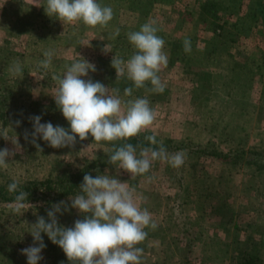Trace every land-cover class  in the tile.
Listing matches in <instances>:
<instances>
[{"label": "rangeland", "instance_id": "1", "mask_svg": "<svg viewBox=\"0 0 264 264\" xmlns=\"http://www.w3.org/2000/svg\"><path fill=\"white\" fill-rule=\"evenodd\" d=\"M192 1L157 0L145 15H140L141 11H136V1L97 0L102 7L112 8L113 19L106 27L92 28L82 21L63 24L56 17H49L45 11L47 0H0V150L7 149L10 153L6 157L7 167L0 168V191L8 193L0 197V264H27V257L21 250L33 245L32 225L44 215V203L28 198L23 202L21 213H15L13 208L18 194L8 192V185L15 181L18 190L26 182L75 174L119 141L96 142L89 134V138L83 141L77 136L72 147L56 149L37 137L36 143L42 149V152L38 151L32 143L33 117L40 116L41 123L51 122L53 126L70 130L54 99L58 84L53 76L62 78L67 67L84 59L95 65L96 71H89L88 76L81 79L91 78L93 82H101L109 88L110 94L119 89L122 110L126 112V102L138 98L136 88L134 82L128 79L122 88H118L127 73L117 77L111 63L113 57L122 58L125 62L130 59L137 49L129 41L128 34L139 31L143 24L150 21H155V27L159 29L157 35H162L165 42L179 41L184 44L185 39H190L193 43H200L210 32L196 17L197 9ZM216 2L220 17L227 18L229 23L243 24L246 19L257 17L247 37L238 38L232 45L240 52H234L230 58L225 56L221 64L224 74L240 77L244 56L251 58L248 64L251 68L254 66L250 64L253 58L257 57L259 62L264 56V23L261 21L264 1L239 0L236 4L238 8L234 7L236 11L230 17L227 14L228 0ZM29 6L34 9L29 10ZM117 29L119 35H115ZM49 50L54 53L52 63L48 69H43L40 61L45 59L44 53ZM163 51L167 54L165 46ZM16 63L22 68V76L13 75L10 71ZM182 71L178 63H168L158 73L167 92L161 97L159 95V100L149 102L156 118L145 131L158 136V142L171 145L182 143L181 149L172 145L167 154L183 153L184 164L174 168L168 161L157 159L151 162L147 173L133 177L118 163L104 168L101 175H108L129 189H135V202L141 209H147L156 223L154 230L145 228L148 235L138 247L159 245L164 250L166 264H181L184 255L188 264H226L223 248L210 243L211 237L215 235L218 240L228 236L230 240L233 234L223 233L226 229L229 231L227 226L223 231L218 229L219 218L223 222L232 218L239 226V236H244L250 227L264 229V171L256 174L253 168L246 165L255 156L253 152L245 153L244 159L238 163L223 158L224 153L231 150V141L223 132L213 129L214 116L205 113L191 99L190 94L201 95L202 88L198 90V86H194L191 92L193 85L190 79L193 75L191 71L188 74ZM246 84L248 93L241 103L253 115L250 114V120L246 121L249 126L244 147L257 152L264 150V105L259 96L258 81L249 79ZM126 88L134 91L131 96L124 95ZM235 100L238 99L235 97L233 102ZM151 103H154L153 106ZM205 148L208 152L213 149L217 155L202 153ZM140 152L136 150L138 158ZM148 177L153 179L150 181ZM80 191L77 189L45 207L48 212L54 205L65 202L68 210L64 211L62 206V214H56L58 225L73 227L76 220L84 218L77 209L71 208L70 198L81 194ZM219 192L224 198L225 208L218 218L212 214L210 205ZM44 216L48 217L47 214ZM63 220L65 222L62 223ZM177 228L182 231L177 232ZM217 230L219 232L215 234ZM192 231L195 236L200 235L194 245L187 248L179 244L182 238L185 239L184 235L190 236ZM42 236L47 237L44 233ZM203 237L206 240H202ZM143 249L141 264H147L156 255H150L146 248ZM41 255L43 259L39 264H50L45 248ZM62 264L71 262L66 257Z\"/></svg>", "mask_w": 264, "mask_h": 264}, {"label": "clouds", "instance_id": "2", "mask_svg": "<svg viewBox=\"0 0 264 264\" xmlns=\"http://www.w3.org/2000/svg\"><path fill=\"white\" fill-rule=\"evenodd\" d=\"M46 14L56 17L63 24L83 22L86 26L95 28L106 27L113 19L110 6H101L97 0H47ZM159 29L155 21L141 26L139 31L128 34V39L137 51L126 62L119 57H113L112 66L117 77L127 73V78L134 82L137 89L162 94L165 85L158 73L168 65V55L163 51L165 41L157 35ZM115 35H119V29ZM94 39V38H93ZM185 53L191 52L190 39L184 40ZM106 48V47H105ZM52 50L44 53L45 59L40 61V67L48 69L52 63ZM13 75L22 76V68L16 63L12 69ZM89 71L95 72V65L84 59L73 62L67 67L63 77L53 76L57 82L55 102L68 121L70 130L61 126H53L51 122L41 123V117L32 118L34 131L32 143L42 152L36 138L40 137L52 148L72 147L77 136L81 141L91 134L96 142L128 140L148 129L156 118L155 111L149 106L146 98H137L126 102V112L122 110V100L119 89L110 94L109 88L91 78L84 80ZM132 88L124 90L125 96H131ZM19 123V122H17ZM146 139L153 145L157 144L154 135ZM158 150L144 148L140 157L131 143H125L114 150L109 157V163L119 162V167L135 177L150 170L151 162L157 159L168 161L172 167L179 168L184 164V154L176 153L169 156L163 142H159ZM150 154V156H149ZM10 155L7 149L0 150V168H6V157ZM151 181L153 178L148 177ZM17 182L8 185V192H16ZM80 193L71 200V208L77 209L83 219L76 220L73 227L58 225L57 213L62 214L68 208L65 202L53 206L47 212L50 222L44 217H38L32 225L31 235L33 245L21 250L27 257V264H39L43 259L42 250L46 247L41 233L48 236L53 244H57L65 253L71 264H141L143 249L138 247L147 237L145 228H157L147 209H141L134 199L135 189H129L124 183L108 175H98L93 178L85 175L80 185ZM28 193L20 191L15 197L13 211L21 213Z\"/></svg>", "mask_w": 264, "mask_h": 264}, {"label": "trees", "instance_id": "3", "mask_svg": "<svg viewBox=\"0 0 264 264\" xmlns=\"http://www.w3.org/2000/svg\"><path fill=\"white\" fill-rule=\"evenodd\" d=\"M133 1H136V5L134 4L136 11H141L140 15H145L149 7H152L157 0H128V2ZM193 2L197 9L196 17L203 22L204 29H207V32H210V35L207 36V38H203L200 43L191 42L192 50L190 53H185L184 44L179 41L165 42L164 46L166 47L169 58L168 63H178L183 70V73L188 74V72L191 71L190 73L193 75L190 79L193 85L191 92H193L194 86H198L197 89L202 88L201 95H194V93H191L190 97L205 113L207 112L214 116L215 124L213 129H218L219 132H223L224 135L227 136V139L231 141V150L224 153L223 158H226L227 161H232V163H238L244 159L243 156L245 153L253 152L255 156H252L253 159H251L250 162H247L246 165L253 168V171L258 174L259 172L264 171V150L255 152L252 149L247 150L244 147L248 139L247 132L249 125L246 124V121L250 120L249 116L251 113H248L247 108L241 102L242 98H245L246 93H248L246 83L249 82V79H256L260 85L259 96L263 100L262 104L264 105V56L260 57L259 62L257 57L253 58L250 62L251 65H254L252 68L251 66H248L251 58L249 59L247 56H244L242 60L244 62V68L240 77L227 76V74L223 73L221 68L225 56L230 58L233 57L234 52H240L235 48H232V45L238 40V38L247 37L249 34L248 31L250 32L251 30V24L257 20V17L248 18L243 24H238L234 21L229 23L227 22V18L220 17V10L216 0H193L192 3ZM238 2L239 0H228V16L236 11L234 10V7L236 4H239ZM237 8L238 6H236V9ZM262 18L261 21L264 23V14ZM248 21L251 23H247ZM159 37L162 38V35ZM127 79V76H123L118 88H122ZM128 80L131 81L130 79ZM147 84L146 88H136V97L148 98L149 102L159 100L162 95L148 91L147 89L151 88V85L148 82ZM132 92L134 91L132 90ZM166 92L167 91H164L162 94L164 95ZM235 97L238 100L233 102V98ZM153 104L154 103H151V106H153ZM152 135L154 134L150 131L144 130L136 137L129 138L128 140H119L104 154L96 156L95 159H91L77 173L62 176L59 177V179H43L40 181L26 182L14 193L19 194L20 191H25L28 193L27 198L29 200H39L44 203L43 213L45 215L47 214L45 207H48L54 201H58L69 194H73L77 189H80V185L83 183V178L86 174L95 178L96 176L101 175L104 168H110L118 164L119 162L110 164L108 162L109 157L113 154L115 149L122 147L125 143H131L136 150L142 151L144 148L158 150L160 147L158 136L154 135L157 140L156 145L151 144L146 139L147 136ZM172 145L176 149H181V147H183L182 143H175V145ZM172 145L163 143L166 151L172 149ZM195 152H197V150ZM202 153L214 156L217 155L216 151L212 149V151L208 152L207 148L203 149ZM261 176L262 173L260 174V177ZM6 194H8L7 191H0V197H5ZM210 206L212 214L219 218L222 210L225 208L224 198L221 197L220 192L219 194H215V198ZM44 215L43 217L45 218V221L50 222L49 218ZM63 222H65V220H63L62 223ZM226 226L230 232L227 231V229L226 231H223ZM218 227V229L222 230L225 235H228L231 232L233 233L230 240H228V236L226 239L217 240L215 235H213L210 240V243H213L216 247L223 248L226 264H264V229L256 230L250 227V230L246 231L244 236H239L237 233L239 226L236 225L232 218L229 219V222H223L219 218ZM176 230L177 232L182 231L178 228ZM219 230H217L215 234H217ZM42 234L43 233H41V236ZM184 236L185 239H181L180 235L179 238L181 240L179 241V244L185 245L187 248L194 245L195 240L200 237V235L195 236L194 231H192L190 236ZM42 237L44 238V236ZM204 238L205 237H203L202 240H206V238ZM43 242L46 244L45 253L48 254L47 257L50 264H62L66 259L63 250L57 244H53L48 236L44 238ZM141 248H146L150 255H156L155 258L147 264H166L164 250H161L159 245L156 247H146L145 245ZM188 262L187 256L185 260L184 255V260L181 264H188Z\"/></svg>", "mask_w": 264, "mask_h": 264}, {"label": "crops", "instance_id": "4", "mask_svg": "<svg viewBox=\"0 0 264 264\" xmlns=\"http://www.w3.org/2000/svg\"><path fill=\"white\" fill-rule=\"evenodd\" d=\"M27 6H28V5H27ZM28 8H29L30 10H31V9H34V8H32V6H29Z\"/></svg>", "mask_w": 264, "mask_h": 264}]
</instances>
